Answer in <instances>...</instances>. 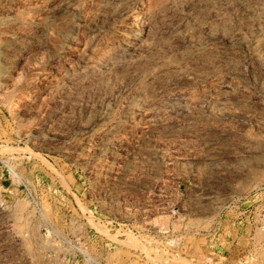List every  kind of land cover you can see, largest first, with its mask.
Segmentation results:
<instances>
[{
	"label": "rangeland",
	"instance_id": "obj_1",
	"mask_svg": "<svg viewBox=\"0 0 264 264\" xmlns=\"http://www.w3.org/2000/svg\"><path fill=\"white\" fill-rule=\"evenodd\" d=\"M53 175L79 210L167 229L170 253L245 247L236 211L264 191V0H0V264H82Z\"/></svg>",
	"mask_w": 264,
	"mask_h": 264
},
{
	"label": "built area",
	"instance_id": "obj_2",
	"mask_svg": "<svg viewBox=\"0 0 264 264\" xmlns=\"http://www.w3.org/2000/svg\"><path fill=\"white\" fill-rule=\"evenodd\" d=\"M33 179L39 180L36 177ZM50 184L51 187L60 189L59 192L69 204L65 210V215H68L65 228L68 231L63 234L61 228V233L66 238L62 239V242L81 246V249L76 248L79 253L76 258H79L82 264H124L123 261L129 258L138 264H170L171 260L179 264H264V191H257L259 197L254 201L255 205L236 211V220L244 221L249 227L245 247L233 255L215 248L208 254L201 253L188 258L180 253H170L167 229L149 224L137 229L114 217L101 216L88 209L87 205L79 210L78 194L72 190L69 182L60 175H53ZM41 225L49 237V243L53 242L57 226L52 218L44 217ZM214 225L215 223L207 231H199L197 234H209L214 230ZM226 240H231L229 235ZM128 242L133 245H127ZM114 249H122L130 255L117 260L112 254Z\"/></svg>",
	"mask_w": 264,
	"mask_h": 264
},
{
	"label": "bare ground",
	"instance_id": "obj_3",
	"mask_svg": "<svg viewBox=\"0 0 264 264\" xmlns=\"http://www.w3.org/2000/svg\"><path fill=\"white\" fill-rule=\"evenodd\" d=\"M143 27H144V26H143ZM99 53H100V52H99ZM138 55H140V54H138ZM138 55H137V56H138ZM261 60H262V59H261ZM84 71H85V70H84ZM158 73H159V72H158ZM155 84H156V83H155ZM162 122H163V121H162ZM103 129H104V128H103ZM226 131H227V130H226ZM210 132H211V131H210ZM109 134H110V133H109ZM103 135H104V134H103ZM86 146H87V145H86ZM234 147H235V146H234ZM260 154H261V153H260ZM78 157H79V156H78ZM105 163H106V162H105ZM261 168H262V167H261ZM262 176H264V175H262ZM257 182H258V181H257ZM247 184H248V183H247ZM247 184H246V185H247Z\"/></svg>",
	"mask_w": 264,
	"mask_h": 264
}]
</instances>
